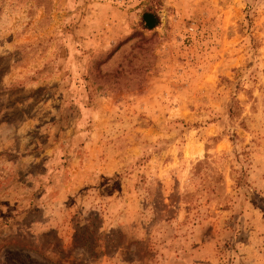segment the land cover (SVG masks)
Returning a JSON list of instances; mask_svg holds the SVG:
<instances>
[{"label": "rangeland", "instance_id": "rangeland-1", "mask_svg": "<svg viewBox=\"0 0 264 264\" xmlns=\"http://www.w3.org/2000/svg\"><path fill=\"white\" fill-rule=\"evenodd\" d=\"M0 264H264V0H0Z\"/></svg>", "mask_w": 264, "mask_h": 264}, {"label": "trees", "instance_id": "trees-1", "mask_svg": "<svg viewBox=\"0 0 264 264\" xmlns=\"http://www.w3.org/2000/svg\"><path fill=\"white\" fill-rule=\"evenodd\" d=\"M139 22L142 29L151 31L158 26L159 19L156 14L146 11L140 15Z\"/></svg>", "mask_w": 264, "mask_h": 264}]
</instances>
